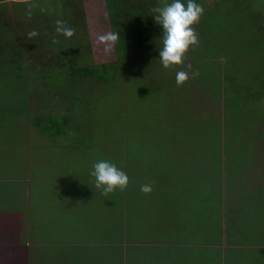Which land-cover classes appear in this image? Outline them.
Returning a JSON list of instances; mask_svg holds the SVG:
<instances>
[{
	"label": "crops",
	"instance_id": "obj_1",
	"mask_svg": "<svg viewBox=\"0 0 264 264\" xmlns=\"http://www.w3.org/2000/svg\"><path fill=\"white\" fill-rule=\"evenodd\" d=\"M84 89L77 108L75 97L44 99L22 117L18 136L6 133L9 119L0 124V264H264L262 176H230L228 206L206 224L204 179L189 147H171V129L157 117L150 137H138L128 114L90 104L105 105L108 93L92 99ZM111 121L118 142L130 137L136 147L107 143ZM102 159L127 173L123 191L95 187L90 171Z\"/></svg>",
	"mask_w": 264,
	"mask_h": 264
},
{
	"label": "trees",
	"instance_id": "obj_2",
	"mask_svg": "<svg viewBox=\"0 0 264 264\" xmlns=\"http://www.w3.org/2000/svg\"><path fill=\"white\" fill-rule=\"evenodd\" d=\"M103 1L111 31L120 36L116 58L77 66L74 55L79 58L77 48L88 37L83 0H0V124L9 119L6 133L18 136L22 117L41 111L44 99L75 97L77 104L83 88L95 91L97 84L108 102L94 96L90 104L102 103L109 113L146 119L148 104L171 129V147H189V159L202 167L205 220L212 223L228 206L230 176L264 178V109L255 102L264 93V0H197L204 8L193 25L199 43L189 47L183 64L167 69L152 16L167 0ZM57 19L76 29L73 37L56 33ZM32 29L38 35L29 39ZM179 70L189 73L181 85ZM121 81L124 108L114 97Z\"/></svg>",
	"mask_w": 264,
	"mask_h": 264
},
{
	"label": "clouds",
	"instance_id": "obj_3",
	"mask_svg": "<svg viewBox=\"0 0 264 264\" xmlns=\"http://www.w3.org/2000/svg\"><path fill=\"white\" fill-rule=\"evenodd\" d=\"M153 16L162 32V47L158 55L164 68H170L184 63V56L190 46L199 43L198 34L193 27L200 20L204 12L202 4L197 0H167L161 7L153 9ZM31 16V12L27 13ZM56 33L65 38L74 36L76 29L68 26L63 19L55 21ZM38 32L32 29L27 33L29 39L36 37ZM120 40L118 31H109L97 36V42L105 46V51L110 50ZM197 73H192L195 76ZM189 78V73L184 70L176 72V83L183 84ZM90 175L95 178V187L101 190L102 195L112 193L116 189L123 191L128 183L129 177L125 171L108 160H97L93 163ZM140 191L150 193L152 184L146 183L140 186Z\"/></svg>",
	"mask_w": 264,
	"mask_h": 264
},
{
	"label": "rangeland",
	"instance_id": "obj_4",
	"mask_svg": "<svg viewBox=\"0 0 264 264\" xmlns=\"http://www.w3.org/2000/svg\"><path fill=\"white\" fill-rule=\"evenodd\" d=\"M207 1H209V0H207ZM83 2L85 4V22H86L85 24H86V28L88 31V37L86 38L87 43L81 42V44H79V48H77L78 46L77 47L73 46L74 54L77 55L76 50H75L76 48H77V51L79 53V55H78L79 58H76V56L74 55V64L77 66L78 65H81V66L84 65L85 66V65H93V63L97 64V63L114 61L116 58L114 48L112 47L110 50L105 51V46L102 44H99L97 42V36L98 35L111 31L105 2L103 3V0H83ZM263 8H264V5H263ZM119 83H121V86H120V88H121L124 85L123 84L124 81H121ZM101 85L102 84H99V85L97 84V86L95 87V91L92 88L88 89V91L86 90V93L84 92L86 95V98L91 97L93 99L94 93L97 90H100L98 88ZM83 86H84V83H83ZM120 88H117V89H120ZM83 91H85L84 88H83L82 92ZM119 94L120 93L116 91V95L118 96ZM155 98L153 99V104L156 101ZM157 99L161 100L160 98H157ZM132 100L134 102L136 99L135 100L132 99ZM255 102L257 103V105L259 107H261V109H264V93L261 95L259 100L257 98V100ZM79 104H80V101L74 106V108L79 107ZM143 111H148L145 113L146 119H142V116H137V118L135 116L133 117L134 113L129 114L128 119L130 121H133L135 127L137 128L136 132H137L138 137H142L141 135L143 133H145V135L147 137H150L151 120H155V116H154L155 112L154 113L152 112V110L148 106V104L143 105ZM112 119H113V117L111 118V120ZM144 120H145V122H144ZM116 122L113 123L111 121V123H110V127H109L110 129L108 128L110 130L109 133H110V135H112L113 133L115 135L107 143H110V146H111V144H114V145H116V147H136L135 145H131L130 142H128V140L130 141V137L126 138V142H124V141L122 143L118 142L122 138H120V130L117 128ZM124 122H127V121L124 120ZM121 123H123V122H121ZM160 123L163 124L162 122H160ZM130 134L135 135V134H133L132 129H130L126 133V135H130ZM166 135L171 137L170 132H168ZM153 137H154V135H152V138ZM116 139H117L116 142H118V143H113ZM142 142L146 144L145 147H148L149 140L147 138H143ZM168 143H170V140ZM170 145H171V143H170ZM151 150L153 151V149H151ZM118 153H120V152H118ZM143 156L142 157L137 156V157H134L132 159V160H135V162H136L133 167H135L137 169L140 168V164L137 162V160L143 158ZM198 166H200L199 163H198ZM153 168H154V166H153ZM201 168H200V170H202ZM140 170H144V169H140ZM189 170L191 172L190 168H189Z\"/></svg>",
	"mask_w": 264,
	"mask_h": 264
}]
</instances>
